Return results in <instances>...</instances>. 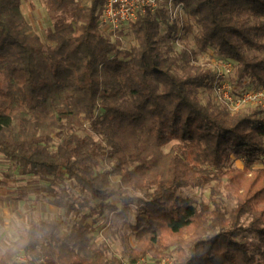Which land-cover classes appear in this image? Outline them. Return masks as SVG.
<instances>
[{
    "label": "trees",
    "instance_id": "trees-1",
    "mask_svg": "<svg viewBox=\"0 0 264 264\" xmlns=\"http://www.w3.org/2000/svg\"><path fill=\"white\" fill-rule=\"evenodd\" d=\"M22 1L0 0V154L52 186L74 182L91 217L132 214L128 264L170 252L180 264H264V169H253L264 159V110L232 114L201 102L216 74L193 50L164 55L161 43L171 51L179 32L164 8L129 26L137 47L122 51L120 33L101 28L103 0H46L54 18L46 42ZM179 2L200 28L198 49L232 62L234 85L264 88V57L250 55L264 50V0ZM233 156L243 170L225 171ZM213 182L234 194L230 214L216 199L197 207L180 193ZM48 227L32 222L0 264H120L93 248L89 225L43 243Z\"/></svg>",
    "mask_w": 264,
    "mask_h": 264
},
{
    "label": "rangeland",
    "instance_id": "rangeland-1",
    "mask_svg": "<svg viewBox=\"0 0 264 264\" xmlns=\"http://www.w3.org/2000/svg\"><path fill=\"white\" fill-rule=\"evenodd\" d=\"M89 0H85L87 3ZM24 16L27 21L41 36L42 40H47V30L53 27L54 18L48 15L46 10V0H24ZM184 28L179 39L173 38L169 42L172 50H169L165 42L161 43L162 51L165 56H172L184 50L185 48L197 53L196 64L212 72L222 70L223 62L212 51L202 52L198 49L196 39L199 36L200 28L193 19L185 14L182 17ZM168 28L162 25L161 34L164 35ZM119 34H117L116 38ZM121 50H132L137 47V41L131 28L120 33ZM250 55L264 57V50L250 52ZM231 78L234 83L236 73ZM236 91L242 89L254 90L258 87L251 80H248L240 88L234 85ZM203 104H211L221 110H227L232 114L238 112H252L257 107L246 105L239 110L231 111L228 103L219 98L212 88H202L199 93ZM102 110H99V114ZM176 142L168 144L163 148L165 153L176 145ZM244 165L241 159L233 156L226 166L225 171L232 169L243 170ZM254 170L264 169V159H261L253 166ZM247 176H251L249 172ZM228 180L224 176L223 181ZM56 185L50 182H43L36 177L24 174L15 167L3 155L0 154V255L6 247L11 246L21 237L25 236L27 229L32 222H44L51 227L46 228V232L41 235V242L54 241L58 237L65 238L69 235L75 224L84 223L90 226V238L92 246L95 249H104L109 260H118L120 264H128V253L135 248L137 239L132 230L134 216L131 214L126 220L120 219L115 214L105 210L103 214L91 217V202H87L88 196L82 194L74 182L69 180L57 179ZM182 195L190 198L194 204L199 207L203 204H210L212 198L221 203L225 211L230 214L236 206V198L232 192L227 191L224 186L213 182L205 189H184L180 191ZM112 204L121 203L118 199H112ZM84 204V207L81 206ZM74 207V208H73ZM249 222V220H246ZM186 240L192 239L191 234L185 233ZM172 241V250H175L177 243ZM172 258L177 260L176 253H168L162 258H156L147 254L142 257L137 264L147 263L150 259L158 261L163 258ZM148 258H150L148 260ZM24 257L19 261H24ZM41 264H44L41 262Z\"/></svg>",
    "mask_w": 264,
    "mask_h": 264
},
{
    "label": "built area",
    "instance_id": "built-area-1",
    "mask_svg": "<svg viewBox=\"0 0 264 264\" xmlns=\"http://www.w3.org/2000/svg\"><path fill=\"white\" fill-rule=\"evenodd\" d=\"M164 8L172 22L179 25L176 39L181 37L183 20L185 15L184 6L179 0H103L100 25L106 34L117 36V34L129 28L140 17L154 15ZM222 70L216 72L212 90L215 94L226 101L231 111L239 110L246 105H254L264 110V88L254 90L242 89L237 92L231 78L236 73L232 62L223 61ZM232 113V112H231ZM150 258H148L149 260ZM143 264H180L178 260L163 258L158 261L149 260Z\"/></svg>",
    "mask_w": 264,
    "mask_h": 264
},
{
    "label": "crops",
    "instance_id": "crops-1",
    "mask_svg": "<svg viewBox=\"0 0 264 264\" xmlns=\"http://www.w3.org/2000/svg\"><path fill=\"white\" fill-rule=\"evenodd\" d=\"M22 11L24 12V6L22 5Z\"/></svg>",
    "mask_w": 264,
    "mask_h": 264
}]
</instances>
